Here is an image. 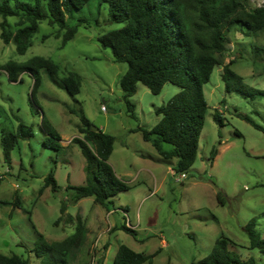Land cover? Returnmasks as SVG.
<instances>
[{
    "label": "rangeland",
    "instance_id": "rangeland-1",
    "mask_svg": "<svg viewBox=\"0 0 264 264\" xmlns=\"http://www.w3.org/2000/svg\"><path fill=\"white\" fill-rule=\"evenodd\" d=\"M99 2L90 0L82 14L69 20V26L76 27L79 18L85 16L90 24L79 26L65 47L62 40L66 31L42 22L25 55H19L13 43L3 42L0 17V65L10 61L27 64L39 56L57 63L62 78L70 72L82 77L81 92L74 99L41 70L35 106L31 75L25 73L22 82L13 83L5 72L0 73V201L14 203L16 195L20 200L19 207L0 204V254L18 255L29 264H40L34 252L38 233L50 243L72 236L77 220L70 223V214L75 219L80 217L88 227L85 243L72 251L70 264H114L121 245L145 255L158 252L152 264H195L206 258L221 238L233 242L230 250L242 261L253 258L256 264H264V256L250 249L245 230L255 219L256 229L264 238V131L242 118L249 116L264 128V96L246 99L236 92L227 94L223 66H217L204 85L209 108L197 160L186 178H181L183 174L172 172L176 160L160 162L155 147L139 131L152 130L161 119L156 110L181 89L167 84L155 96L138 84L131 99L135 117H131L120 87L128 65L115 62L112 51L98 41L101 35L122 26L107 22L108 7ZM245 3L251 10L264 6V0ZM8 22L15 29L18 19L9 18ZM228 39L221 62L226 65L234 61L231 67L244 83L264 91V51L258 58L252 53V45L264 48V34L247 37L232 31ZM216 113L223 117V126L214 120ZM43 116L61 136L59 151L44 145ZM82 116L116 138L109 164L131 189L113 198L109 210L92 197L76 204L69 202L57 225L61 205L69 201L67 187L83 186L87 181L86 159L80 146L72 142L79 134ZM21 122L32 128L34 137L19 141L9 165L4 160L2 139L16 133ZM163 147L171 149L167 144ZM213 148L218 154L211 161ZM51 173L59 186L57 192L45 187ZM124 224L137 231V238L121 230Z\"/></svg>",
    "mask_w": 264,
    "mask_h": 264
},
{
    "label": "trees",
    "instance_id": "trees-1",
    "mask_svg": "<svg viewBox=\"0 0 264 264\" xmlns=\"http://www.w3.org/2000/svg\"><path fill=\"white\" fill-rule=\"evenodd\" d=\"M89 3L90 0H0V17L3 18L1 38L5 44L13 43L19 55H25L40 24L46 21L50 26L66 31L62 40V47H65L74 39L79 26L90 24L88 17L84 16L79 18L76 27L69 26V20L82 14ZM99 3L108 7L107 22L122 26L101 35L98 41L103 48L112 51L115 62L128 65L120 87L131 117H135V105L131 99L137 93L138 84L146 86L155 96L160 95L167 84L181 89L167 104L156 110L157 115L161 116L157 125L150 131L143 128L139 131L144 140L155 147L162 159L160 162L171 164L176 160L173 171L177 174L188 173L197 160L209 108L204 85L209 83L214 69L223 66L222 80L227 94L236 92L246 99L264 96V91L244 83V78L231 67L234 61L226 65L221 62L227 51L228 34L232 31H241L247 37L264 34V6L251 10L245 0H100ZM9 18L18 19L15 29L8 22ZM252 47L256 58L264 51L259 46ZM41 70L47 72L52 82L72 98L80 94L82 77L74 72L60 77L61 67L51 59L37 56L27 64L10 61L0 65V73L5 72L13 83L22 82L25 73L31 75L34 80L31 101L35 106L38 105L35 93L41 83ZM242 118L254 128L264 131L251 117ZM214 120L224 125L221 114L216 113ZM81 122L79 134L72 142L80 146L86 159L87 181L83 186L67 187L69 201L62 203L57 225L67 213L69 202L76 204L92 197L109 210L113 198L131 189L109 164L116 138L101 131L85 116H82ZM41 128L46 137L44 145L59 151L62 147L59 144L61 136L45 116L42 117ZM237 135L242 137L239 133ZM33 137L32 128L22 122L16 133L4 135L2 149L5 162L11 165V153L19 141ZM164 144L171 146V149L165 150ZM217 154V148H213L211 161ZM45 187L58 191L53 173L46 178ZM218 199L223 203L220 192ZM0 204L19 207L20 200L16 195L14 203L0 201ZM67 220L70 223L77 220V225L75 233L63 241L50 243L38 233L34 252L40 264H70L72 251L84 245L88 235L87 225L80 217L75 219L70 214ZM256 226L253 219L245 227L250 238V249L258 250L264 256V238H261ZM121 230L137 238V231L126 224L122 225ZM231 244L233 242L228 238L217 240L212 252L195 264H256L253 258L242 261L230 250ZM157 254L145 255L121 245L114 264H152ZM0 264H29V261L18 255L0 254Z\"/></svg>",
    "mask_w": 264,
    "mask_h": 264
},
{
    "label": "built area",
    "instance_id": "built-area-1",
    "mask_svg": "<svg viewBox=\"0 0 264 264\" xmlns=\"http://www.w3.org/2000/svg\"><path fill=\"white\" fill-rule=\"evenodd\" d=\"M181 178H186V174H183Z\"/></svg>",
    "mask_w": 264,
    "mask_h": 264
},
{
    "label": "crops",
    "instance_id": "crops-1",
    "mask_svg": "<svg viewBox=\"0 0 264 264\" xmlns=\"http://www.w3.org/2000/svg\"><path fill=\"white\" fill-rule=\"evenodd\" d=\"M172 172H174V171L172 170Z\"/></svg>",
    "mask_w": 264,
    "mask_h": 264
}]
</instances>
